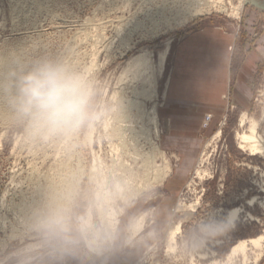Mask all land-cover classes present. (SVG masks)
Instances as JSON below:
<instances>
[{
	"label": "rangeland",
	"instance_id": "rangeland-1",
	"mask_svg": "<svg viewBox=\"0 0 264 264\" xmlns=\"http://www.w3.org/2000/svg\"><path fill=\"white\" fill-rule=\"evenodd\" d=\"M13 1L0 0V56L11 51L18 58L13 78L17 92L8 95V112L0 116V264H136L145 256L144 264H211L222 261L239 240L264 235V154L249 155L236 139L243 111L261 119L264 134V57L252 80L247 108L229 99L218 118L211 121V114L204 116L196 157L189 160L192 165L178 177L176 187L169 188L171 175L160 186L158 180L142 186L164 169L152 142L164 151L158 110L168 78L169 49L177 35L200 19L215 17L239 41L243 13L252 7L258 13L251 35L256 39L264 28V0H246L239 18L231 11L213 9L201 16L176 15L169 11L176 0H35L41 7L34 0ZM18 1L27 17L16 13ZM167 44L159 75L158 55ZM141 54L151 56L155 92L152 83L131 79L126 72L130 61ZM53 63L70 68L85 81L88 116L94 124L91 143L85 137L89 125L68 136H53L39 131L19 112L23 78ZM152 106L158 114L157 137L150 120ZM207 115L211 118L204 124ZM219 128L221 136L209 145L201 164V154ZM178 163L171 156L172 173ZM197 167L205 170L204 175L195 174ZM117 184L125 193L128 184L140 189L123 202ZM179 201L197 205L175 213ZM98 205L115 211L123 208L112 243L99 221ZM234 208L239 215L229 230L206 231ZM150 209L154 214L148 227L128 240L131 219ZM89 211L91 226L99 232L97 248L86 243L85 236L92 231L82 230ZM171 218L181 221L182 234L176 249L166 253L162 229ZM151 246L156 247L153 260ZM258 252L249 245L246 264H264V251L254 261ZM235 257L233 264H243L241 255Z\"/></svg>",
	"mask_w": 264,
	"mask_h": 264
},
{
	"label": "crops",
	"instance_id": "crops-1",
	"mask_svg": "<svg viewBox=\"0 0 264 264\" xmlns=\"http://www.w3.org/2000/svg\"><path fill=\"white\" fill-rule=\"evenodd\" d=\"M256 14L255 8L245 9L239 41L223 21L205 17L180 32L169 49L168 78L158 112L161 145L179 159L165 181L170 190L196 157L204 116L211 114V121L218 118L229 99L239 108L248 107L252 80L264 57V28L256 39L251 36Z\"/></svg>",
	"mask_w": 264,
	"mask_h": 264
},
{
	"label": "bare ground",
	"instance_id": "bare-ground-1",
	"mask_svg": "<svg viewBox=\"0 0 264 264\" xmlns=\"http://www.w3.org/2000/svg\"><path fill=\"white\" fill-rule=\"evenodd\" d=\"M29 1L31 2V0H29ZM29 1H27V2H29ZM14 2H15V0L13 1V3ZM27 2H25V3H27ZM35 2H33V3H35ZM175 2H176L175 4H174V2H172V3L169 2L172 5L174 4V6L170 5L169 11L175 10L176 15H178L179 13H182L185 15L201 16L203 14L211 13V10L213 9V10L221 11V12L231 11L230 15H233L235 17L237 16L236 18H239L238 15L242 11L243 4H245V2H247V1L246 0H239L237 5H234L229 0H176ZM22 3L23 2L18 1V4H16L19 7V9H18L19 11H17L16 13L21 12L22 14H24L23 11L26 10V9H24L25 7L23 8L24 10L20 9V4L22 6L23 5ZM39 3H41V1ZM39 3H37V4L39 5ZM29 5L31 6V4H29ZM167 5H169V4H167ZM33 6H34V4H33ZM13 7H15V6H13ZM40 7H37V9L38 8L40 9ZM167 9H168V7H167ZM34 10H36V9H34ZM169 11H167V12L169 13ZM20 18L22 19V17H20ZM167 20H169V19H167ZM168 48H169V45L167 44V46H165L164 50L162 52H160L158 55V72H159V75L165 67V61H166V55L168 53ZM12 51H14V50H12ZM14 55H15V53L13 55H11V51H10L8 54H4V55L0 56V116H5L6 113L8 112V107L6 105V99L9 97L8 95L11 93L13 95V93L17 92L15 87H14V84H13V78H14V65L17 63L18 58ZM151 69H152L151 56L147 55V54H141V55L136 56L135 58H133L130 61V64H129L126 72L128 71V73H130L131 79L139 80L143 84L152 83L153 85H152L151 90H152V92H155V85L156 84H155V80L153 79V74L150 73ZM147 94H149V93H147ZM163 98H164V91L162 93V97H161L162 101L161 102H163ZM150 114H151L150 120L154 125L155 136L157 137L158 132H159L157 129L158 114H157V110H156L155 106L151 107ZM210 118H211V116L207 115L205 118L204 124L209 123ZM263 118H264V115H263ZM260 120L254 118L253 116L248 115L247 112H245V111H243L238 118V123H237L238 129L236 131V139H237L238 145L241 149H243V151H246L251 156L264 154V134H262L260 132V122H261ZM93 130H94V124L92 122L89 124V126L87 128V132L85 134V137L89 141V143L92 142ZM221 133H222L221 128L217 129L215 131V133L213 134V136L211 137V139L207 142L205 149L203 150V152L201 154V158H200L201 164H202L204 158L207 157V155L209 153V149L207 150V148L209 147V145H211V143H214V142H216V140H219L218 138L221 136ZM152 145H153V152L158 154L159 156H161L163 158L164 169H163V171H160V172L158 171V173H156L155 179L153 178V179H149V180L145 181L144 185H142V186H148V185L152 184L155 180L156 181L158 180V186H160L163 184V182L166 180V178L172 174V167L170 164V158L173 155L172 154L166 155V153L155 142H152ZM93 168H94V165H93ZM203 172H205V170H202V169L197 167L195 174L198 177H200L203 174ZM191 179H193V178H191ZM125 187H126L125 189H127L128 193H125L123 191L124 189L122 188L121 184L116 185V193H117L118 197L123 202H127L128 198L134 197L135 195H137L138 189H140L139 186H137V185H136L137 188L130 187L129 184L126 185ZM196 205H197V203H192V204L188 205V204H185V203L179 201L174 206V211L176 213L179 211L182 212L186 209H194ZM97 211H98V215L100 218L99 221H101L102 225L104 226V231L107 233L108 239L111 242L113 239V236H114V234L118 228V225H120L119 219H120V214L123 213V208L118 209V211H115L112 207H109L108 209H106L102 205H98ZM228 213H231L233 220H236L238 218V215H239V209L234 208V209L230 210ZM153 214H154L153 209H150L148 211H143L136 216L134 215V217L131 219L130 224H129L128 240L136 237L140 232H142L143 230H145L146 227H148L149 218L152 219ZM90 219H91V213L89 211L87 214V218L83 219L82 230H83V232H85L86 229L88 228L89 232L92 231V235L90 237H87L84 235L85 239H86V243L91 248L92 247L97 248L98 245L96 244V238L98 237L99 232L94 229L95 227L91 226L92 224H91ZM128 220H130V218ZM137 222H140V227L138 229H134L133 225L137 224ZM162 230H164L163 232L162 231L161 232L163 233V244H164V247L166 249L165 252L171 253L177 247L178 235L182 234L181 233V231H182L181 221H174L173 218H171V219H169V223H168L167 227L165 229H162ZM203 242H205V239ZM218 244H220V243H218ZM249 245L256 248V250L259 251L258 253H255L254 257H253L254 261L256 262L258 260V258L262 255V252L264 251V235H258V236L253 237V238H249V239H245V240H239L232 247L231 251L226 255V257L222 261L219 260V261L213 262L211 264H233V262L236 259L235 256H237V255H241L243 257V264H246V262L248 261L247 249H248ZM155 249H156L155 246H151L149 248V250L152 251V254L149 257L151 260L154 259V257H153L154 253L153 252ZM148 254H149V252H147L145 255H148ZM206 255H209V254H206ZM147 257L146 256L143 258L141 257L142 259L138 260V262L136 264H144L146 262ZM154 263L160 264L158 261H156V262L154 261Z\"/></svg>",
	"mask_w": 264,
	"mask_h": 264
},
{
	"label": "clouds",
	"instance_id": "clouds-1",
	"mask_svg": "<svg viewBox=\"0 0 264 264\" xmlns=\"http://www.w3.org/2000/svg\"><path fill=\"white\" fill-rule=\"evenodd\" d=\"M19 112L39 131L68 136L90 124L89 91L81 75L60 64H47L23 78L19 89ZM232 214L217 222L211 233L229 230ZM140 227V222L133 225Z\"/></svg>",
	"mask_w": 264,
	"mask_h": 264
}]
</instances>
